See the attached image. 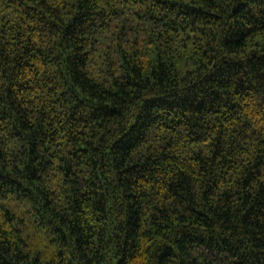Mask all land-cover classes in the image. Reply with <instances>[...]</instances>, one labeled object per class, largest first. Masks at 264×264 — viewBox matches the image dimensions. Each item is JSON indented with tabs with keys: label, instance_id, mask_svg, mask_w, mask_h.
Returning a JSON list of instances; mask_svg holds the SVG:
<instances>
[{
	"label": "trees",
	"instance_id": "16d2710c",
	"mask_svg": "<svg viewBox=\"0 0 264 264\" xmlns=\"http://www.w3.org/2000/svg\"><path fill=\"white\" fill-rule=\"evenodd\" d=\"M0 264H264V0H0Z\"/></svg>",
	"mask_w": 264,
	"mask_h": 264
}]
</instances>
